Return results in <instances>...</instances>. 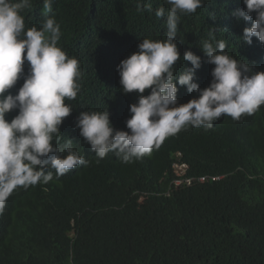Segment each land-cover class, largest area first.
<instances>
[{"label":"trees","instance_id":"16d2710c","mask_svg":"<svg viewBox=\"0 0 264 264\" xmlns=\"http://www.w3.org/2000/svg\"><path fill=\"white\" fill-rule=\"evenodd\" d=\"M161 6L169 8L164 0H51L46 13L44 0H31L22 10L26 29L54 17L58 46L80 63L81 90L65 100L73 111L58 137L71 139L90 163L58 179L46 168L52 181L18 187L4 201L0 264H264V105L239 120L222 115L210 129L188 126L131 163L111 152L98 158L76 127L81 111L107 109L113 126L127 131L137 94L122 92L117 66L144 38L165 39L166 17L155 15ZM244 7L243 0H202L181 16L175 74L192 67L182 58L191 50L202 58L195 82L210 84L214 65L200 48L204 40H224L229 56L264 71V44L243 42L250 23L232 15ZM177 86L180 103L194 97ZM178 158L189 164L187 176L222 178L175 186Z\"/></svg>","mask_w":264,"mask_h":264},{"label":"clouds","instance_id":"9594fccd","mask_svg":"<svg viewBox=\"0 0 264 264\" xmlns=\"http://www.w3.org/2000/svg\"><path fill=\"white\" fill-rule=\"evenodd\" d=\"M164 2L169 8L161 6L155 15L166 17L165 39L144 38L138 51L117 66L122 92L137 94V102L130 105L127 131L113 126L107 109L81 111L77 117L80 136L100 159L111 152L131 163L188 126L210 129L222 115L239 120L264 105V71L229 56L224 40L201 42L207 63L214 65L207 87L195 82L202 58L191 50L182 58L192 67L175 74L174 65L181 58L176 40L180 17L195 13L202 0ZM243 4L232 13L238 21L250 23L244 28L243 42L251 45L256 38L264 44V0H243ZM29 7L31 0H0V211L18 187L52 181L53 172L46 168L54 170L58 179L90 163L74 150L71 139L60 143L58 137L60 126L73 111L65 100H75L81 90L80 63L58 46L61 28L54 17L46 15L40 28L26 29L21 12ZM44 9L52 11L51 0H44ZM137 10L151 13L152 6L138 4ZM177 85L195 93L194 97L180 103ZM13 111L16 115L9 120Z\"/></svg>","mask_w":264,"mask_h":264},{"label":"built area","instance_id":"2783aa9c","mask_svg":"<svg viewBox=\"0 0 264 264\" xmlns=\"http://www.w3.org/2000/svg\"><path fill=\"white\" fill-rule=\"evenodd\" d=\"M189 169V164L186 162H183L181 160H177L173 164V170L176 175L175 180L173 181V184L175 186H181V185H191L194 181H208L209 179L216 180L220 177L217 176H197V177H190L187 176V171Z\"/></svg>","mask_w":264,"mask_h":264}]
</instances>
